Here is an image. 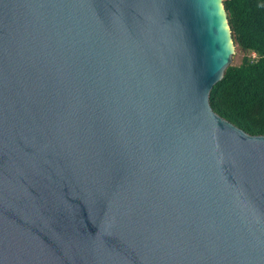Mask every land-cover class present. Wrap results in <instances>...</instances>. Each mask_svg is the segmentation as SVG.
Wrapping results in <instances>:
<instances>
[{
  "label": "water",
  "instance_id": "95a60500",
  "mask_svg": "<svg viewBox=\"0 0 264 264\" xmlns=\"http://www.w3.org/2000/svg\"><path fill=\"white\" fill-rule=\"evenodd\" d=\"M235 50L224 0H0V264H264Z\"/></svg>",
  "mask_w": 264,
  "mask_h": 264
},
{
  "label": "trees",
  "instance_id": "16d2710c",
  "mask_svg": "<svg viewBox=\"0 0 264 264\" xmlns=\"http://www.w3.org/2000/svg\"><path fill=\"white\" fill-rule=\"evenodd\" d=\"M236 47L231 64L210 93L213 109L250 134L264 135V0H224Z\"/></svg>",
  "mask_w": 264,
  "mask_h": 264
},
{
  "label": "rangeland",
  "instance_id": "374dc122",
  "mask_svg": "<svg viewBox=\"0 0 264 264\" xmlns=\"http://www.w3.org/2000/svg\"><path fill=\"white\" fill-rule=\"evenodd\" d=\"M235 51L236 52L233 54V59H232L231 64H239L242 60V57H243V53L238 47H236Z\"/></svg>",
  "mask_w": 264,
  "mask_h": 264
}]
</instances>
